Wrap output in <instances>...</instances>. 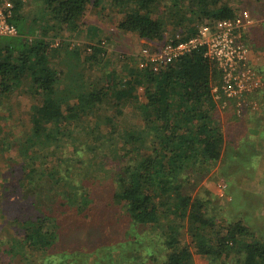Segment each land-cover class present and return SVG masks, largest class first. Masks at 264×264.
Here are the masks:
<instances>
[{"label":"trees","instance_id":"1","mask_svg":"<svg viewBox=\"0 0 264 264\" xmlns=\"http://www.w3.org/2000/svg\"><path fill=\"white\" fill-rule=\"evenodd\" d=\"M0 1L13 4L12 21L24 36L0 39V98L25 84L31 102L17 159L6 153L13 146L9 132L0 139V155L7 157L0 181V264H194L191 246L214 260L234 251L241 255L234 264H264V240L248 224L217 225L185 187L186 171L217 161L223 149V133L212 121L211 89L220 81L214 62L194 50L158 69L131 68L126 78L107 69L90 88L82 71L100 60L101 43L86 45L80 65V50L68 39L55 47L56 37L30 39L23 0ZM40 1L45 21L69 38L86 24L87 8L104 1L115 11L118 30L146 40L163 38L164 5L177 23L188 24L184 37L195 33V18L235 14L226 0ZM72 56L81 68L70 65ZM108 97L121 112L130 102L149 131L116 130L117 118L100 109ZM84 122L89 127L81 138L74 129ZM184 227L189 242L180 238Z\"/></svg>","mask_w":264,"mask_h":264},{"label":"rangeland","instance_id":"2","mask_svg":"<svg viewBox=\"0 0 264 264\" xmlns=\"http://www.w3.org/2000/svg\"><path fill=\"white\" fill-rule=\"evenodd\" d=\"M226 1L234 8L235 13L246 9L254 19L253 25L244 34V41L251 50L252 60L254 59L252 65L261 72L264 79V0ZM23 2L24 5L20 11L23 17V22H21L28 32L32 31L30 36L33 37L34 34L40 33L49 39L56 37L58 38L56 41L59 42L60 39L61 42L62 39H68L71 45L74 44L73 46H77L80 50V65L87 55L85 53L88 51L87 44H102L103 51L99 63L86 66L82 71V79L90 88H93L97 81L102 80L107 69H114L126 78L129 75V69L145 68L148 64L142 56L143 49H157L169 38L183 36L188 26L186 21L177 23L178 16L164 5L160 8H165L168 14L165 13L167 27L163 38L154 40L139 38L134 33L123 32L115 27L111 20V15L115 14V11L104 1L101 5L104 9L101 6L87 8L84 17L86 24L69 38L59 34L54 23L45 21L49 15L40 0H23ZM182 4L185 6L184 2ZM260 8L262 11L259 10ZM203 20L204 18H195L193 23L197 24ZM17 36L24 37L23 35ZM16 37L0 36V39L18 40ZM78 60L72 56L68 62L70 65H76L78 69V67L81 68ZM54 61L57 62L56 58ZM23 87L19 91L5 94L3 98H0V139L5 135L4 133L9 132L5 136L11 139L13 146L8 147L6 153L8 157L15 156V159L18 158L16 151L18 135L27 132L29 127L31 102L23 91ZM247 100L255 103L254 108L245 104L239 114L236 112L233 100L225 105L215 102L212 121L223 133L224 143L221 157L217 161L196 165L187 170L184 181L189 194L203 200L207 213L213 217L217 225H226L229 222L241 220L251 227L257 238L264 240V86L263 89L250 94ZM128 103L123 105L121 112L114 99L108 97L100 103L101 113L117 118L116 130L137 128L136 130L143 129L148 132L149 127L144 118L128 107L130 105ZM88 127V122H84L75 127L74 134L84 138V130ZM101 129L109 132L106 131V127L102 126ZM111 134L117 137L115 132ZM117 140H119L118 137ZM68 148L69 146L67 152ZM67 152L65 153L68 154ZM57 154L61 155L60 151ZM5 159L7 157L0 155V181L2 182L4 178L1 173L4 170L3 161ZM96 160H100L99 157ZM180 238L186 242L191 240L185 227ZM190 249L194 264H234L241 257L239 253L233 251L227 257L214 260L197 254L192 246Z\"/></svg>","mask_w":264,"mask_h":264},{"label":"built area","instance_id":"3","mask_svg":"<svg viewBox=\"0 0 264 264\" xmlns=\"http://www.w3.org/2000/svg\"><path fill=\"white\" fill-rule=\"evenodd\" d=\"M12 8L10 1H0V36L18 35V28L12 21ZM253 22L246 9L236 12L231 18L204 19L196 24L194 34L169 38L157 49L145 48L142 56L147 66L158 69L175 62L182 55L201 50L220 72L219 83L213 84L211 89L214 102L225 105L233 100L239 114L245 104L254 108L255 103L249 102L247 97L264 86L263 76L252 65L251 50L244 41V34ZM53 45H58V41Z\"/></svg>","mask_w":264,"mask_h":264},{"label":"crops","instance_id":"4","mask_svg":"<svg viewBox=\"0 0 264 264\" xmlns=\"http://www.w3.org/2000/svg\"><path fill=\"white\" fill-rule=\"evenodd\" d=\"M250 59H251V60H250V61H251V63L253 64V60H254V59L252 60V54H251V58H250Z\"/></svg>","mask_w":264,"mask_h":264}]
</instances>
